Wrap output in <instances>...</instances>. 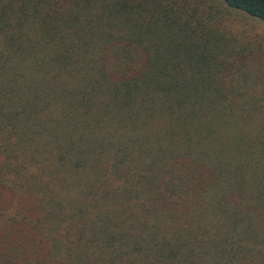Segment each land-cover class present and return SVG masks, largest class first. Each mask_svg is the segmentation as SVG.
I'll use <instances>...</instances> for the list:
<instances>
[{"label":"trees","instance_id":"1","mask_svg":"<svg viewBox=\"0 0 264 264\" xmlns=\"http://www.w3.org/2000/svg\"><path fill=\"white\" fill-rule=\"evenodd\" d=\"M221 1L264 25V0ZM208 25L179 0H0V188L34 201L0 227L58 264H264V71Z\"/></svg>","mask_w":264,"mask_h":264},{"label":"rangeland","instance_id":"2","mask_svg":"<svg viewBox=\"0 0 264 264\" xmlns=\"http://www.w3.org/2000/svg\"><path fill=\"white\" fill-rule=\"evenodd\" d=\"M179 1L185 5L187 12L197 15L198 20L203 23L206 21L208 27L222 34L233 47H246L249 50L247 60L256 62L257 67L264 71V25L260 21L229 8L221 0ZM33 202L26 198L15 200L10 192L0 188V210L13 203L22 208H31ZM20 211L25 214L23 210ZM1 214L9 217L13 211L3 210ZM0 264L58 263L49 258L44 240L23 221L1 225Z\"/></svg>","mask_w":264,"mask_h":264}]
</instances>
